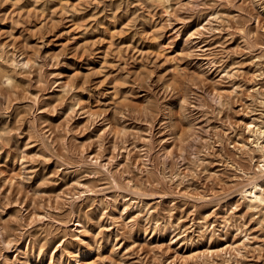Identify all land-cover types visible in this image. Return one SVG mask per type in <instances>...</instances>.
I'll return each mask as SVG.
<instances>
[{"label":"rangeland","instance_id":"rangeland-1","mask_svg":"<svg viewBox=\"0 0 264 264\" xmlns=\"http://www.w3.org/2000/svg\"><path fill=\"white\" fill-rule=\"evenodd\" d=\"M264 0H0V264H264Z\"/></svg>","mask_w":264,"mask_h":264},{"label":"bare ground","instance_id":"bare-ground-1","mask_svg":"<svg viewBox=\"0 0 264 264\" xmlns=\"http://www.w3.org/2000/svg\"><path fill=\"white\" fill-rule=\"evenodd\" d=\"M259 147L264 152L263 145L260 144ZM258 166V172L261 176H264V163ZM256 179L257 177L251 182V187L241 191L243 199H247L251 206L257 203L264 204V187Z\"/></svg>","mask_w":264,"mask_h":264}]
</instances>
